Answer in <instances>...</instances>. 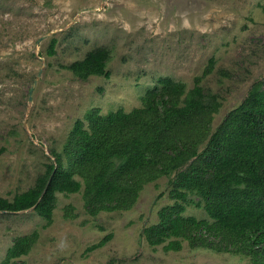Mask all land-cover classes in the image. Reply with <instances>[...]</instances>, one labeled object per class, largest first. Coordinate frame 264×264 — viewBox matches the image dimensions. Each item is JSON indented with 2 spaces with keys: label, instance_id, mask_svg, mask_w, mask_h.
<instances>
[{
  "label": "rangeland",
  "instance_id": "1",
  "mask_svg": "<svg viewBox=\"0 0 264 264\" xmlns=\"http://www.w3.org/2000/svg\"><path fill=\"white\" fill-rule=\"evenodd\" d=\"M97 48L111 54L109 78L82 81L65 68ZM211 59L215 67L203 85L221 107L199 152L264 80V0H0V197L12 200L32 188L52 152L92 110L141 108L162 78L190 90ZM176 174L144 185L126 211L91 216L84 188L57 194L49 226L33 209L0 211V264L18 238L35 235L30 253L11 264H250L187 244L180 252L149 245L145 229L176 204L170 196ZM188 202L186 217L209 220L198 198Z\"/></svg>",
  "mask_w": 264,
  "mask_h": 264
},
{
  "label": "trees",
  "instance_id": "2",
  "mask_svg": "<svg viewBox=\"0 0 264 264\" xmlns=\"http://www.w3.org/2000/svg\"><path fill=\"white\" fill-rule=\"evenodd\" d=\"M55 45L53 41L50 55ZM110 59V52L97 48L65 68L82 81L109 78ZM215 63L209 61L190 90L182 82L162 78L143 97L141 108L108 115L98 109L89 112L75 123L63 149L52 152L54 160L32 188L12 200L0 197V211L33 209L49 226L57 194H76L83 188L91 216L126 211L136 204L144 185L176 171L170 181L176 204L162 209L159 222L145 229L149 245L180 252L187 244L192 250L240 255L250 264H264V80L252 85L199 152L221 107L217 95L203 85ZM190 197L199 199L197 206L209 220L184 215ZM36 239L18 238L3 264L28 255Z\"/></svg>",
  "mask_w": 264,
  "mask_h": 264
},
{
  "label": "water",
  "instance_id": "3",
  "mask_svg": "<svg viewBox=\"0 0 264 264\" xmlns=\"http://www.w3.org/2000/svg\"><path fill=\"white\" fill-rule=\"evenodd\" d=\"M36 85V84H35Z\"/></svg>",
  "mask_w": 264,
  "mask_h": 264
}]
</instances>
